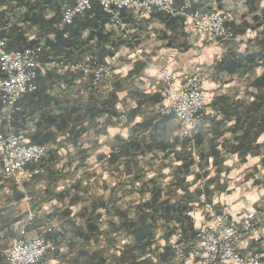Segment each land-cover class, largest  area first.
<instances>
[{"label": "crops", "instance_id": "0c3cea01", "mask_svg": "<svg viewBox=\"0 0 264 264\" xmlns=\"http://www.w3.org/2000/svg\"><path fill=\"white\" fill-rule=\"evenodd\" d=\"M184 1L202 12L228 13L227 27L237 39L214 44L207 35H195L183 17L123 10L121 19L132 29L125 40L117 36L98 2L72 25L63 26L62 6L65 2L73 6L72 0H0V38L6 40L8 52L41 43V64L50 59L86 62L93 59L90 52L82 58L72 50L58 52L54 47L62 34L68 45L75 44L78 36L85 40L92 34L93 50L102 43L106 48L99 62H110L116 70L110 85L94 86L78 73L38 69V90L20 99L19 112L9 113L0 103L1 134L24 131L30 143L48 147L39 164L43 172L22 189L4 175L0 162V264L29 211L39 212L29 232L46 235L57 246L38 264H126V258L119 260V250L134 246L135 237L114 230L125 213L132 221L144 213L154 217L148 220L153 236L147 255L153 264H174L170 241L175 231L190 227L189 222L193 235L198 232L204 221L199 205L203 192L231 224L241 226L246 214L264 211V0H178L176 5ZM92 17L94 26H90ZM138 48L144 50L145 59L134 64L125 61ZM159 49L176 50L178 56L161 61ZM56 53L58 57H53ZM217 58L223 60L215 63ZM196 65L206 71L203 86L210 99L196 134L194 158L176 119L160 110L154 77L158 70L176 73ZM91 87L98 90L100 101L113 94L114 109L110 115L78 125L81 107L91 101ZM77 131L82 133L75 141ZM185 152L191 160L187 167ZM202 185H206L203 192ZM93 197L101 204L98 231L106 233L96 237L89 236L81 218ZM77 199L80 202L73 203ZM146 203L151 206L141 212L139 206ZM57 216L62 220L58 222ZM49 224L63 228L62 239L47 232ZM65 245L69 251L62 253ZM238 248L243 255H264V226L247 234ZM182 264L199 262L186 256Z\"/></svg>", "mask_w": 264, "mask_h": 264}, {"label": "built area", "instance_id": "2783aa9c", "mask_svg": "<svg viewBox=\"0 0 264 264\" xmlns=\"http://www.w3.org/2000/svg\"><path fill=\"white\" fill-rule=\"evenodd\" d=\"M71 6L65 2L62 6L61 23L69 26L78 16L86 15L94 2H98L102 12L108 16L117 36L129 39L132 35L130 24L122 21L121 12L132 10L137 13L152 14L155 11L171 18L183 17L192 28L207 35L215 44H222L237 39L227 27L230 15L224 11L213 10L202 12L194 10L190 2L177 6L178 0H72ZM44 48L38 44L13 53L6 50V40L0 38V103L9 112H19L20 99L38 90V69L46 71L73 72L81 74L84 79L91 81L94 86L110 85L116 70L112 63H101L90 60L69 64L63 60L50 59L41 64L39 55ZM178 52L170 49H160L158 58L161 61L176 59ZM129 64L145 59L144 50L135 49L125 56ZM220 60V59H219ZM216 62V61H214ZM214 64V63H213ZM204 69L195 67L182 68L176 73L158 70L154 79L157 84L156 93L162 98L161 112L173 116L181 129V136L187 138L189 147L195 154L194 139L199 124L205 119L209 94L203 88ZM48 147L32 144L27 139L26 132H14L8 135L0 133V162L7 178H12L22 189L24 184L33 180L43 171L39 164L44 160ZM37 165L29 169V165ZM202 192L204 185L201 186ZM199 204L204 214V221L198 229L196 242L192 250L185 251L180 230L175 231L170 247L174 264H182L189 256L199 264H264V255L260 252L243 255L238 243L249 233L255 234L264 226V211L247 214L241 226L231 224L227 214H218L213 204L207 202L205 193L199 197ZM38 211H29L18 227L17 236L4 251L3 264H38L49 253L56 252L55 240L46 235H34L29 228L37 220ZM48 233H57L62 239L64 230L60 225L49 224ZM65 243H70L69 237H64ZM67 245H65L67 247Z\"/></svg>", "mask_w": 264, "mask_h": 264}, {"label": "trees", "instance_id": "16d2710c", "mask_svg": "<svg viewBox=\"0 0 264 264\" xmlns=\"http://www.w3.org/2000/svg\"><path fill=\"white\" fill-rule=\"evenodd\" d=\"M80 22V21H79ZM82 22H80L79 24H81ZM90 26H94L93 24V17H92V22L90 23ZM98 34H100V32L98 31ZM68 39L63 37V34L60 36L59 41V45L57 46H53L54 48H56V51L59 52V50H63L65 51V53H67V50H72L73 54H75L76 57H84V54L86 53H91L92 58L96 59L97 61H101L103 60V58H105L106 56V48L104 43L99 44L97 46V50H93L92 46H91V41L93 40V36L92 34L85 40L80 39V36H78V38L76 39L75 44H71L68 45ZM107 39L104 41L106 42ZM115 43H119L120 41H117ZM110 53V51H109ZM59 53L54 54L53 57H58ZM70 57V56H69ZM68 56H63L64 59H69ZM92 88V87H91ZM92 93H91V102H89V104L82 106V116L78 117L76 119V124L80 125L85 121L88 122H92L95 121L96 118H98L101 115H107L109 113H112L113 109H114V104L112 102V99L114 98V95L111 94V96H109L106 101H100L97 100V92L98 90L92 88ZM159 100V102H162V98H158L157 97V101ZM80 107V106H79ZM74 113L77 115L78 112L74 111ZM110 115V114H109ZM78 133L76 134V136L73 138L75 141L78 140L80 138V132L77 131ZM198 136H195L194 139V147L196 146L197 148V140ZM126 144V142H125ZM189 141L187 143V148H189ZM124 149H127V147H125ZM190 151V150H189ZM186 153V152H185ZM190 153L192 154V152L190 151ZM187 154V153H186ZM192 157V155H191ZM115 158V155H112V159ZM85 160V158H81L80 157V161ZM185 160H188V162H185V167L190 166L191 165V160H189V155L187 154V158ZM180 169V168H179ZM178 169V170H179ZM188 169V168H187ZM180 173L181 171L179 170L178 172H176V177L179 178L180 177ZM185 173H187L185 171ZM59 175V174H58ZM67 176V175H66ZM200 193H199V197H200ZM196 201H197V196L195 197ZM76 202H80L79 199L74 200L73 203ZM155 203H158V201H154ZM165 205H162L161 208L163 209L164 206H167L170 203V200L168 201H164L163 202ZM175 206V204H173ZM151 206L149 203L143 204L139 206V210L141 212H144L145 209H148V207ZM101 207L100 204V200L96 199V198H90L88 201V206L85 207L81 213V218L83 219L84 224L87 226V230L89 232V236L90 237H96L97 234L100 235H104L106 233H101L98 231L99 228V224H98V220L99 217L97 215V210ZM161 209V210H162ZM187 212V209L185 210ZM148 220L152 221L154 220V217L152 216H147L145 213L139 217V219L137 221H132L131 218L125 213L122 216V219H119V222L117 223V226L114 227L115 232H119L124 234L125 236H134L135 237V245L134 246H127V247H123L119 250V260H122L124 258L127 259L126 264H153L150 259L149 256L147 254H149V247L151 246L150 241L152 240V236L153 233L151 232V226L148 224ZM190 227L188 226V230H182V237H183V244L185 245V251L186 253L190 252L196 242V235L197 233L191 232V223L189 222ZM188 224V225H189ZM111 225V224H110ZM190 228V229H189ZM111 230V229H110ZM109 230V233H110ZM113 230V229H112ZM108 234V232H107ZM185 235V238H184ZM190 235L191 238L190 239H186V236ZM165 252L168 255L170 252L168 249L165 250ZM135 253H137L138 255H136ZM167 257V256H164ZM111 256H109V260H110Z\"/></svg>", "mask_w": 264, "mask_h": 264}, {"label": "rangeland", "instance_id": "374dc122", "mask_svg": "<svg viewBox=\"0 0 264 264\" xmlns=\"http://www.w3.org/2000/svg\"><path fill=\"white\" fill-rule=\"evenodd\" d=\"M186 2V1H185ZM191 5H192V3H190ZM193 6V5H192ZM194 10H197V9H194ZM185 23L187 24V26L189 27V28H191V30L193 31V32H195V35L196 34H198L193 28H192V26L190 25V23H188V21L185 19ZM213 43V42H212ZM215 44V43H214ZM220 45H223V43L221 44L220 43ZM160 50V49H159ZM220 59V60H219ZM223 59L222 58H217V60H215V61H217V62H221ZM126 61V60H125ZM216 63V62H215ZM215 63H214V65H215ZM211 64H213V63H211ZM214 65H212V66H214ZM195 67H202L203 69H204V67L202 66V65H196V66H194L193 68H195ZM186 68V67H185ZM204 71H205V69H204ZM206 74V71L204 72V75ZM205 79V78H204ZM203 85H204V82H203ZM203 88H204V86H203ZM205 90V89H204ZM208 93V92H207ZM197 131H198V129H197ZM197 134V133H196ZM187 138L185 137V140H186ZM189 149L191 150V148L189 147ZM191 152H192V156L195 158V157H197V153H196V151H195V155L193 154V151L191 150ZM67 162H68V160H67V158L63 161V163L64 164H67ZM205 186V188H206V185H204ZM97 187H98V185H97ZM38 202V201H37ZM43 202V201H42ZM207 202H208V200H207ZM40 203H41V201H40ZM31 204H33V201H31ZM200 205V204H199ZM201 207V206H200ZM216 210V209H215ZM217 212V211H216ZM218 213V212H217ZM219 214V213H218ZM246 216H247V214L244 216V218H243V220H242V222H244V220H245V218H246ZM42 218H44V217H42ZM58 218L60 219V220H62L61 219V217L59 216H57V220H58ZM60 220H58V222L60 221ZM67 248V249H66ZM66 248H61V251H62V253H67L68 251H69V249H68V247H66Z\"/></svg>", "mask_w": 264, "mask_h": 264}]
</instances>
